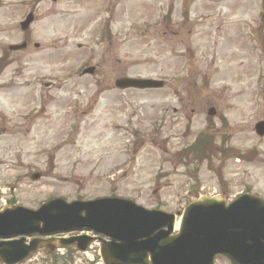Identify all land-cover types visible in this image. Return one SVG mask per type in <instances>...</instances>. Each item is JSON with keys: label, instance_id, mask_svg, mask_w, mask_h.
<instances>
[{"label": "rangeland", "instance_id": "rangeland-1", "mask_svg": "<svg viewBox=\"0 0 264 264\" xmlns=\"http://www.w3.org/2000/svg\"><path fill=\"white\" fill-rule=\"evenodd\" d=\"M24 2L0 0V208L114 197L176 214L201 196L264 199L259 0H43L25 33ZM124 77L164 88L114 90Z\"/></svg>", "mask_w": 264, "mask_h": 264}, {"label": "water", "instance_id": "water-1", "mask_svg": "<svg viewBox=\"0 0 264 264\" xmlns=\"http://www.w3.org/2000/svg\"><path fill=\"white\" fill-rule=\"evenodd\" d=\"M261 10L264 16V0ZM31 20L28 16L20 25L22 31ZM24 47L8 49L17 51ZM162 86V82L154 80L115 81V88L120 91ZM255 131L262 136L264 122L256 125ZM39 177L34 175L30 179L35 181ZM173 227V215L148 211L132 201L117 198L71 203L55 199L35 211L10 206L0 210V262L16 264L36 251L52 252L56 248L83 252L97 241L103 264H215L216 258L228 264H264V201L258 197L243 195L228 205L221 197H202L183 210L177 234H172ZM81 230L109 242L88 237L33 239L27 245L24 238L3 242Z\"/></svg>", "mask_w": 264, "mask_h": 264}, {"label": "flooded vegetation", "instance_id": "flooded-vegetation-1", "mask_svg": "<svg viewBox=\"0 0 264 264\" xmlns=\"http://www.w3.org/2000/svg\"><path fill=\"white\" fill-rule=\"evenodd\" d=\"M42 1L43 0H25V2H24V8L25 9H27L29 12H28V14H32L33 15V11H35V10H38V9H41L42 7ZM49 1V3L50 4H56L59 0H48ZM174 9H172V8H169V10H167V16L169 17V27H167L168 28V32H169V34L172 36V37H175L176 35H178V33L177 32H174V26H171V19H172V17H173V15H174ZM184 20H182V21H180V26L179 25H177V28L178 29H180L181 28V25H183L184 24ZM250 23H254V19H251V21H250ZM260 23L262 24V25H264V20H261L260 21ZM253 25V24H252ZM255 35V30H254V25L251 27V36H254ZM23 43H25L26 44V49H27V47H28V43L27 42H23ZM33 48L34 49H36V48H38V46L37 45H33ZM94 73H95V70H94ZM93 73V74H94Z\"/></svg>", "mask_w": 264, "mask_h": 264}, {"label": "trees", "instance_id": "trees-1", "mask_svg": "<svg viewBox=\"0 0 264 264\" xmlns=\"http://www.w3.org/2000/svg\"><path fill=\"white\" fill-rule=\"evenodd\" d=\"M194 156L198 157V156H200V154L199 153L198 154H194Z\"/></svg>", "mask_w": 264, "mask_h": 264}]
</instances>
